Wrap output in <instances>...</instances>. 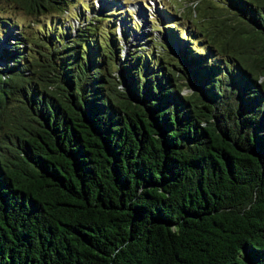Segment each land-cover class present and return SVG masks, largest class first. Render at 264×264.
Here are the masks:
<instances>
[{
    "label": "trees",
    "instance_id": "1",
    "mask_svg": "<svg viewBox=\"0 0 264 264\" xmlns=\"http://www.w3.org/2000/svg\"><path fill=\"white\" fill-rule=\"evenodd\" d=\"M189 1L124 53L0 0V264H264V0Z\"/></svg>",
    "mask_w": 264,
    "mask_h": 264
},
{
    "label": "rangeland",
    "instance_id": "2",
    "mask_svg": "<svg viewBox=\"0 0 264 264\" xmlns=\"http://www.w3.org/2000/svg\"><path fill=\"white\" fill-rule=\"evenodd\" d=\"M76 3L70 6L68 12L60 15L48 13L40 17H30L16 11L4 12L5 15H11L22 23L28 29V33L37 36L40 34L39 28L48 27L49 24H62L69 29V24L72 29L71 35L74 34L73 28L78 27L87 16L88 19L94 18V15H104L99 19L97 24L100 28H107L111 24L115 28L116 35L120 38L119 42L123 45V52L126 53L129 49L138 46L150 47L151 41L154 38L163 40L166 37L167 31L163 28V22L157 17L163 15V11H170L175 15L166 18V26L173 29L189 28L186 18L189 16L185 9H191L189 0H75ZM86 1L89 7L83 9L80 4ZM185 3V4H184ZM182 6L185 7L181 8ZM80 14L79 17L74 15ZM113 12V15L111 13ZM7 13V14H6ZM107 20H106V19ZM105 19V20H104ZM42 29V28H41ZM9 32L0 38V52L4 47H8L7 40ZM4 61L0 60V65Z\"/></svg>",
    "mask_w": 264,
    "mask_h": 264
}]
</instances>
